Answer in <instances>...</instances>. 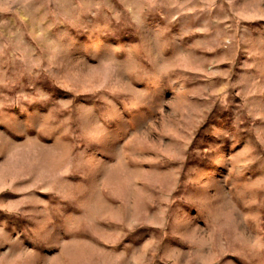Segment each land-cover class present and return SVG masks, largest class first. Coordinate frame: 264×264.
Segmentation results:
<instances>
[{
    "label": "rangeland",
    "instance_id": "rangeland-1",
    "mask_svg": "<svg viewBox=\"0 0 264 264\" xmlns=\"http://www.w3.org/2000/svg\"><path fill=\"white\" fill-rule=\"evenodd\" d=\"M0 264H264V0H0Z\"/></svg>",
    "mask_w": 264,
    "mask_h": 264
}]
</instances>
